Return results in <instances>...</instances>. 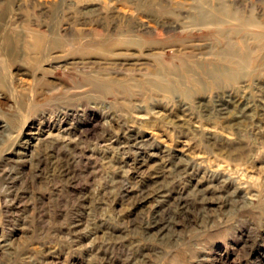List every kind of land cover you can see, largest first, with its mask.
I'll return each mask as SVG.
<instances>
[{"label":"rangeland","instance_id":"rangeland-1","mask_svg":"<svg viewBox=\"0 0 264 264\" xmlns=\"http://www.w3.org/2000/svg\"><path fill=\"white\" fill-rule=\"evenodd\" d=\"M0 264H264V0H0Z\"/></svg>","mask_w":264,"mask_h":264},{"label":"bare ground","instance_id":"bare-ground-1","mask_svg":"<svg viewBox=\"0 0 264 264\" xmlns=\"http://www.w3.org/2000/svg\"><path fill=\"white\" fill-rule=\"evenodd\" d=\"M225 14H227L226 12H224ZM229 14V13H228ZM234 15V14H233ZM245 21L246 22H249V20H246V19H244V18H241V17H239V19H238V22L241 24L242 22L243 23H245ZM238 23V24H239ZM229 44L230 43H228V46H229ZM222 53H224V55H222V56H224L223 58H228V57H234L233 55H235L236 53L234 52V50H233V48H232V46H229V47H227L225 50H223V52ZM221 53V54H222ZM235 53V54H234ZM236 63H235V65H241L242 66V64H248L249 63V61H250V58H249V53L246 51V50H244L243 51V53L242 54H239V55H237L236 54ZM231 59V58H230ZM220 67H222V68H220ZM223 65H221V66H218V68H217V66L215 67L216 68V75H218V76H220V74H222V73H224V71H225V69H223ZM246 68V67H245ZM198 82V86H200V79L197 81ZM201 85H203V83H201ZM228 110V109H227ZM6 161V160H5Z\"/></svg>","mask_w":264,"mask_h":264}]
</instances>
